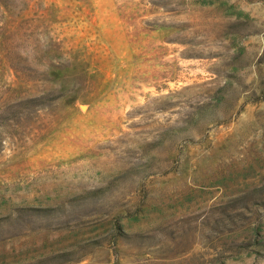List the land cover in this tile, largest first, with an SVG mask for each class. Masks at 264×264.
Instances as JSON below:
<instances>
[{
	"label": "rangeland",
	"instance_id": "374dc122",
	"mask_svg": "<svg viewBox=\"0 0 264 264\" xmlns=\"http://www.w3.org/2000/svg\"><path fill=\"white\" fill-rule=\"evenodd\" d=\"M0 264H264V0H0Z\"/></svg>",
	"mask_w": 264,
	"mask_h": 264
}]
</instances>
